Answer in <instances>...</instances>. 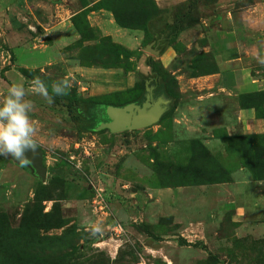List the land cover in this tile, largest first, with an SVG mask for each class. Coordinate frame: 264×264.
<instances>
[{"label":"rangeland","instance_id":"1","mask_svg":"<svg viewBox=\"0 0 264 264\" xmlns=\"http://www.w3.org/2000/svg\"><path fill=\"white\" fill-rule=\"evenodd\" d=\"M92 1L96 0H77L69 9L77 11ZM215 1L190 0L161 9L155 0H101L95 9L116 12L122 24L144 31V44L137 52H130L102 39L99 31L89 27L86 11L75 16L74 24L84 39L99 43L84 47L78 41L70 49L80 51L81 63L114 69H129L135 58L145 59L150 54L143 47H172L177 53H185L179 33L208 19L211 12L207 8ZM8 15L11 25L3 27L4 39H0V102L13 84L30 89L37 78L49 87L52 102L32 92L27 96L34 105V138L44 156L46 180L30 162L0 157V264H264V231L258 235L254 231L259 223L264 228V218L241 227L244 220L232 219L225 211L224 202L233 198L232 187L219 186L232 183L241 169L247 178L264 181V135H243L237 119L240 108L255 109L264 117V97L247 99L220 91L183 95L169 72L157 64L170 108L182 111L167 114L168 121L160 128L111 135L98 128L100 104H121L142 96L137 93L135 97L128 94L92 100L79 96L69 80L67 95L56 96L51 85L66 80V76L58 71L60 78L55 79L39 69L18 68L19 62L39 56L24 52L23 47L34 48L33 38L41 37L44 28L37 26L29 10L22 16V28L12 21L18 16L16 10ZM46 21L43 25L49 18ZM193 59L187 75L208 71L207 59ZM198 98L217 100L218 110L201 109ZM183 112L190 120H199L202 131L206 132L208 120L212 121L209 128L216 126L209 132L220 144L214 154L200 139H180L181 126L176 119ZM244 138H252L250 145ZM174 141L184 147L182 153L167 148ZM114 146L125 155L110 156ZM128 158L142 163L146 174L152 172L157 187H193L185 192L214 202L216 218L188 217L176 197L152 199L142 185L124 189L113 184L112 177H120ZM116 225L123 229L120 234L114 231ZM93 226H99L102 234L93 236Z\"/></svg>","mask_w":264,"mask_h":264},{"label":"crops","instance_id":"2","mask_svg":"<svg viewBox=\"0 0 264 264\" xmlns=\"http://www.w3.org/2000/svg\"><path fill=\"white\" fill-rule=\"evenodd\" d=\"M75 1L77 0H0V39H4L3 27L11 25L9 12L17 11L18 16L12 21L16 22L18 28H22L25 25L22 16L29 10L33 13L37 26L43 27L44 31L41 37L33 38L34 48L23 47L24 52L31 51L39 56L19 62L18 68L39 69L55 79H59L61 73V76H66L65 79L70 81L79 96L91 99L128 94L134 96L142 83L144 93L140 99L101 106L103 111L97 114L98 128L108 130L111 135L138 132L156 126L160 128L168 121H165L167 114L171 111H182L181 108H170V101L162 91L164 81L157 74L153 63L159 64L169 72L183 95H189L190 92L213 94L215 91L233 96L264 93V0H216L209 8L204 7L211 12L208 19H202L193 27H185L179 33L178 40L184 45L185 53H177L172 47H143L150 55L140 61L135 58L129 69L83 65L78 59L80 51L70 49L71 46L78 41H81L84 47L95 46L99 42L97 39L86 40L83 35H79L73 19L78 13L88 11L87 21L90 28L99 31L102 39L130 52H137L141 48L145 41V32L122 28L117 24L113 13L106 9H95L101 0L92 1L83 7L81 5L77 11H71L69 6ZM155 1L161 9H166L183 5L190 0ZM46 18H49V22L43 25L47 22ZM23 20L25 21V17ZM30 35L32 36L31 32ZM201 56L208 60V71L197 76L187 75L186 70L189 71L196 60L193 58L198 57V62ZM181 59L183 61L175 68ZM139 75H142V81ZM196 101L200 108L218 110L217 100L198 98ZM189 108L191 109V106ZM196 112L194 109L193 113ZM209 114L212 116V112L209 111ZM237 119L241 123L243 135H264V117H259L255 109L240 108L237 111ZM210 121H207L209 125H204L205 132L202 131L199 120H190L183 112V115L177 116L176 119L184 128V131L181 127L178 130L180 139H200L205 147L213 151L211 154H214L215 148L217 150L220 144L215 136L209 134L212 128L216 127L213 125L209 128L212 122ZM109 125L113 126L115 131ZM180 145L174 141L170 142L167 148L171 147L173 153L178 154L179 151L182 153L184 148ZM120 155H125L124 151L114 146L110 156L116 158ZM141 171L145 176L139 174ZM146 171L142 163L128 158L120 177H112V183L121 184L124 189L133 184L142 185L148 197L161 201L173 200L176 197L177 205L188 217L216 218L217 213L213 214V207H216L214 202L201 201L193 192H185L193 187H181L177 190L157 187L158 181L153 173L146 174ZM235 177L232 183L219 186L232 187L233 198L224 202L225 211L232 219L244 220L241 227L245 228L248 222L264 218V181L247 178L243 169L239 170ZM259 225L260 223L255 225L256 234L264 231Z\"/></svg>","mask_w":264,"mask_h":264},{"label":"clouds","instance_id":"3","mask_svg":"<svg viewBox=\"0 0 264 264\" xmlns=\"http://www.w3.org/2000/svg\"><path fill=\"white\" fill-rule=\"evenodd\" d=\"M70 84L61 80L51 85L56 96L67 95ZM29 92L42 96L52 102L49 87L40 79L31 82V88L22 84L9 87L5 99L0 102V157L11 158L20 163L28 162L26 153L34 152L39 146L35 140L36 127L32 119L34 105L27 99ZM102 234L99 226L92 227V235Z\"/></svg>","mask_w":264,"mask_h":264},{"label":"trees","instance_id":"4","mask_svg":"<svg viewBox=\"0 0 264 264\" xmlns=\"http://www.w3.org/2000/svg\"><path fill=\"white\" fill-rule=\"evenodd\" d=\"M101 3V2H100ZM98 5V4H97ZM99 9H105V8H99ZM107 10V9H106ZM108 11H110V10H108ZM113 13V12H112ZM113 15H114V17H115V20H116V22H117V24L120 26V27H122V28H126V29H132L131 27H129L128 25H126V24H122L121 22H120V18L118 17V15L116 14V12H114L113 13ZM114 45H116V44H114ZM117 46H119V45H117ZM121 47V46H120ZM82 64L83 65H85V66H88V67H91V66H101V65H97V64H91V65H89V64H87V63H83L82 62ZM153 65V67H155L156 68V64H152ZM102 67V66H101ZM105 68H112L111 66H107V67H105ZM137 93H138V96H141L143 93H144V87L143 86H140V88H139V91H137ZM137 94H135L134 95V97L136 96ZM244 98H247V99H252V98H258V97H264V93L263 92H261V93H256V94H248V95H245V96H243ZM98 99H100V98H92V100H98ZM137 99V98H136ZM109 104H111V103H103L102 105L100 104V108L98 109V112L100 113L101 111H103V106H105V105H109ZM102 106V107H101ZM244 109H248V108H244ZM245 140H246V143L248 144V145H250V143H251V140H252V138H244Z\"/></svg>","mask_w":264,"mask_h":264},{"label":"water","instance_id":"5","mask_svg":"<svg viewBox=\"0 0 264 264\" xmlns=\"http://www.w3.org/2000/svg\"><path fill=\"white\" fill-rule=\"evenodd\" d=\"M109 127L113 131H115V128L113 126L109 125ZM27 157H28V162L31 163V165L36 170L39 177L43 181H45L47 178V169L44 167V164H43L44 156H43L42 151L39 148H37L34 152L30 151L29 153H27Z\"/></svg>","mask_w":264,"mask_h":264},{"label":"built area","instance_id":"6","mask_svg":"<svg viewBox=\"0 0 264 264\" xmlns=\"http://www.w3.org/2000/svg\"><path fill=\"white\" fill-rule=\"evenodd\" d=\"M114 231L116 232V234H120L123 231V229L120 225H116L114 227Z\"/></svg>","mask_w":264,"mask_h":264}]
</instances>
